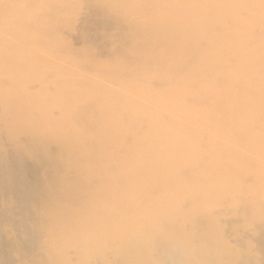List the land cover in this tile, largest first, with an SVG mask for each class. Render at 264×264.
Listing matches in <instances>:
<instances>
[{"label": "bare ground", "instance_id": "1", "mask_svg": "<svg viewBox=\"0 0 264 264\" xmlns=\"http://www.w3.org/2000/svg\"><path fill=\"white\" fill-rule=\"evenodd\" d=\"M0 264H264V0H0Z\"/></svg>", "mask_w": 264, "mask_h": 264}]
</instances>
